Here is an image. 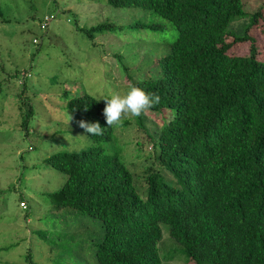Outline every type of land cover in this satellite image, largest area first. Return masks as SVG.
Returning a JSON list of instances; mask_svg holds the SVG:
<instances>
[{"label":"trees","instance_id":"16d2710c","mask_svg":"<svg viewBox=\"0 0 264 264\" xmlns=\"http://www.w3.org/2000/svg\"><path fill=\"white\" fill-rule=\"evenodd\" d=\"M104 2L149 11L154 18L136 21V31L167 33L164 22L171 24L169 49L154 61L155 74L133 79L129 68L121 70L130 85L160 96L149 110L171 111L148 140L154 160L175 181L168 183L160 171L148 170L141 196L118 153L100 147L62 151L46 158L66 175L61 188L48 195L51 208H71L100 221L103 233L92 254L96 264L173 260L176 251L159 253L161 223L186 264H264V59L248 33L262 15L264 1L250 13L244 0ZM243 17L248 18L245 24L239 20ZM77 28L93 39L113 32L115 25L103 21ZM65 100L75 124L92 141L112 138L104 98L83 93ZM32 113L30 106L23 126ZM80 120L99 122L103 135L91 136ZM27 258L36 264L30 253Z\"/></svg>","mask_w":264,"mask_h":264},{"label":"rangeland","instance_id":"374dc122","mask_svg":"<svg viewBox=\"0 0 264 264\" xmlns=\"http://www.w3.org/2000/svg\"><path fill=\"white\" fill-rule=\"evenodd\" d=\"M263 1L244 0V10L250 13ZM0 4V264H29V253L36 264H96L92 254L103 233L101 223L71 208H51L48 195L61 188L66 175L46 158L95 147L118 153L144 196L148 170L160 171L168 183L174 180L154 160L148 140L171 111L148 110L141 123L138 117H123L113 126L110 140L92 141L75 124L65 96L88 93L98 98L126 92L130 80L123 66L133 79L155 74L154 61L169 49L171 24L164 22L167 33L136 31L132 27L136 21L154 18L149 11L113 7L104 0H0ZM261 14L248 33L264 59V10ZM239 20L245 24L248 18ZM103 21L114 23L115 30L90 39L77 28ZM15 71L18 75L12 76ZM30 106L32 116L23 126ZM160 227L159 253H177L163 264H186L167 225Z\"/></svg>","mask_w":264,"mask_h":264},{"label":"clouds","instance_id":"9594fccd","mask_svg":"<svg viewBox=\"0 0 264 264\" xmlns=\"http://www.w3.org/2000/svg\"><path fill=\"white\" fill-rule=\"evenodd\" d=\"M101 97L106 101L103 112L106 117V123L110 127L119 124L123 117L129 115L132 117H139L160 102V96L158 94L147 92L134 84L130 85L124 93L113 92L107 98L100 96L96 99ZM78 123L79 126L83 128L85 132L90 133L91 136H101L105 130L101 127L99 122L88 123L84 120H80Z\"/></svg>","mask_w":264,"mask_h":264},{"label":"built area","instance_id":"2783aa9c","mask_svg":"<svg viewBox=\"0 0 264 264\" xmlns=\"http://www.w3.org/2000/svg\"><path fill=\"white\" fill-rule=\"evenodd\" d=\"M46 20V19H45ZM47 21V20H46ZM20 206L25 207V204L23 202H20Z\"/></svg>","mask_w":264,"mask_h":264}]
</instances>
